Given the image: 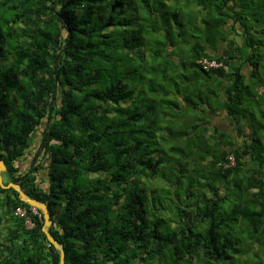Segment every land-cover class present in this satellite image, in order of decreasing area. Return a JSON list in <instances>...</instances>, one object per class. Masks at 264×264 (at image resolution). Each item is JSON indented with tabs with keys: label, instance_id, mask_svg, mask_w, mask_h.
<instances>
[{
	"label": "trees",
	"instance_id": "trees-1",
	"mask_svg": "<svg viewBox=\"0 0 264 264\" xmlns=\"http://www.w3.org/2000/svg\"><path fill=\"white\" fill-rule=\"evenodd\" d=\"M0 160L65 264H264V0H0ZM43 224L0 185V264Z\"/></svg>",
	"mask_w": 264,
	"mask_h": 264
},
{
	"label": "water",
	"instance_id": "water-1",
	"mask_svg": "<svg viewBox=\"0 0 264 264\" xmlns=\"http://www.w3.org/2000/svg\"><path fill=\"white\" fill-rule=\"evenodd\" d=\"M7 170V166L4 163L3 160H0V185L3 188H14L20 195V199L30 205L31 207L41 211L44 224L42 227L43 232L45 233L48 242L54 246L56 250L60 252V262L59 264H65V257L66 252L64 249L63 243L58 241L49 231V228L53 225V219L51 218V212L49 210L48 205L45 202H42L36 198L31 197L28 195L24 189L22 188V185L20 182H10L8 184L4 183L3 180V173Z\"/></svg>",
	"mask_w": 264,
	"mask_h": 264
},
{
	"label": "crops",
	"instance_id": "crops-1",
	"mask_svg": "<svg viewBox=\"0 0 264 264\" xmlns=\"http://www.w3.org/2000/svg\"><path fill=\"white\" fill-rule=\"evenodd\" d=\"M40 142H41V135L40 136L39 135L34 136L32 147L29 149V151L26 153V155L23 158H21L18 162V166L20 169L19 173L24 174V173L28 172L30 170L31 165L34 166L37 163L36 161L41 159L40 151H39L40 150ZM46 179H47V177L44 176V174H43L42 178L38 177V181L42 180V184H40L41 188L47 189L48 183H47ZM3 180H4V178H3Z\"/></svg>",
	"mask_w": 264,
	"mask_h": 264
},
{
	"label": "built area",
	"instance_id": "built-area-1",
	"mask_svg": "<svg viewBox=\"0 0 264 264\" xmlns=\"http://www.w3.org/2000/svg\"><path fill=\"white\" fill-rule=\"evenodd\" d=\"M199 63L204 67L205 69L210 68H217L222 65V63H219L214 60H209L207 58H203L199 61ZM32 212L37 213L38 210L32 207ZM15 215L19 218H23L25 220V224L28 228H32L34 226V223L31 219V217L28 214V208L26 206H18L15 210Z\"/></svg>",
	"mask_w": 264,
	"mask_h": 264
},
{
	"label": "rangeland",
	"instance_id": "rangeland-1",
	"mask_svg": "<svg viewBox=\"0 0 264 264\" xmlns=\"http://www.w3.org/2000/svg\"><path fill=\"white\" fill-rule=\"evenodd\" d=\"M223 115L224 114H220V115H218L217 117H216V123L219 125V126H222V127H225L226 126V124H225V122H228L227 120H225V119H223ZM230 127H232V126H230ZM232 131V129H230V132ZM41 132L42 131H39L37 134H36V136L37 135H41ZM37 141V140H36ZM5 176V180H7V178H6V174L4 175Z\"/></svg>",
	"mask_w": 264,
	"mask_h": 264
},
{
	"label": "clouds",
	"instance_id": "clouds-1",
	"mask_svg": "<svg viewBox=\"0 0 264 264\" xmlns=\"http://www.w3.org/2000/svg\"><path fill=\"white\" fill-rule=\"evenodd\" d=\"M203 59V58H202ZM210 60V59H209ZM200 61V60H199ZM220 67V66H219ZM218 68V67H217Z\"/></svg>",
	"mask_w": 264,
	"mask_h": 264
}]
</instances>
